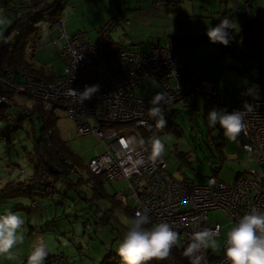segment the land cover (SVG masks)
Returning a JSON list of instances; mask_svg holds the SVG:
<instances>
[{
  "label": "rangeland",
  "instance_id": "obj_1",
  "mask_svg": "<svg viewBox=\"0 0 264 264\" xmlns=\"http://www.w3.org/2000/svg\"><path fill=\"white\" fill-rule=\"evenodd\" d=\"M11 1L17 4L28 0ZM79 2L81 12L71 10L64 16L68 30L72 33L84 32L90 40L96 41L99 38L100 29L111 17L117 15L126 17L121 12L128 13L130 21L124 18L126 21L122 23H127L124 26L129 34L143 37L145 40L143 46L149 45L151 37L164 38L168 34L189 38L184 46L179 66L188 67L198 75H205L206 79H212L218 83L221 102L214 103L209 98V94H206L210 89L206 88L202 89L205 94H198V97L190 95L180 97L173 106L167 109L168 116L174 109H178V113L173 115L172 119L177 123L184 122V131L181 134L180 127H178L177 131H156L154 136L159 137L165 143V151L161 159L169 163V172L172 175L178 179H190L196 183H202L207 181L208 176L215 174L220 180L231 184L236 181L240 172L247 173L250 169L258 167L248 152L238 147V139L236 141L227 139L219 124L215 127L208 126L207 114L213 108L224 109L220 107V103L227 105L226 110L232 112L233 107L241 103L243 87L249 88L247 103L254 99L255 94L259 97L255 99H264V0H166L165 2L164 0L158 2L155 0H80ZM65 4L66 0H64V6ZM244 8H248L246 13H240L239 11ZM223 11H227L226 16L222 14ZM14 14V10L10 8V2L3 3V0H0V43L3 41L4 31L13 29L10 41L17 40L20 36L21 32L14 27L13 20L9 17ZM61 14L53 19H58ZM221 16L222 18H235L238 29L248 30L247 34H242L229 49L220 42H211L207 36V29L215 26ZM36 18L37 15L32 16L30 24L28 20L25 21V24H28L27 28L35 25ZM122 23L114 32L116 41L121 39L126 32ZM60 32L64 35V29L60 28ZM48 35H45L47 36L45 39H43L45 36L41 35L40 41L36 43L35 61L39 65L53 69L60 75L64 72L65 66L59 49L60 44L57 41L53 42L50 34ZM57 35L60 33H53V37ZM177 39L179 43L181 40L187 41L182 38ZM32 44V40L31 47L27 43L28 52L33 49ZM243 70L249 71L244 72ZM2 78L0 76V80H3ZM24 79V76L18 78L21 82H24ZM152 85L158 86L156 80L152 82ZM256 88L259 91L254 93ZM16 90L17 94H21L23 102L29 105L41 102L33 94L29 96L26 89L21 90L17 87ZM142 92L145 94L147 90H142ZM11 103L14 105L15 101L13 102V99L8 96L4 102H0V105L5 107ZM57 111L60 115L57 124L64 139L80 157L84 166H88L93 157L105 151L104 144L95 133L79 134L76 124L66 114L65 109L59 108ZM219 136L223 137V140ZM207 138L210 139L211 147L206 144ZM4 142L0 141V148H5L4 145L9 143L4 144ZM221 142L223 144H220ZM200 144L203 146L200 147ZM12 146L16 149L19 147L18 144H12ZM2 152L0 150V153ZM3 161L6 160H2L0 155V170H2ZM215 165L221 167L217 174L214 171ZM85 167L81 168L82 174L88 176L90 172L88 167L87 169ZM2 172H0V193L2 187L5 186L3 180H6ZM5 173L9 174L6 171ZM107 184L106 190L109 194L119 189L130 195L131 190L127 188L126 180H119L113 185L108 182ZM115 200L118 203L116 205L112 199L106 200L113 210L111 211V223H107L104 228V225L96 222V215L100 213L96 212V207L90 208L85 200H76L77 206L73 207L72 212L66 218L67 233L60 235L58 239L53 234H39V228H31L32 224H35L32 222L34 221L32 216L24 211H16L25 220L23 226L25 239L22 244L12 249L14 258L10 259L7 255L0 256V264H27V256L38 243L46 244L48 256L45 262L49 264H101L104 259H109L112 252L116 253L115 260L112 262L123 264L117 254V248L127 231L126 221L133 215L125 210L120 200L116 197ZM130 204L135 203L131 200ZM5 212L3 208L0 209V214ZM210 220L220 222L223 226L222 233L218 237L219 247H221L226 240L227 231L236 223L222 209L211 210ZM178 246H184L181 237ZM149 264L174 263L170 255L164 261L152 260Z\"/></svg>",
  "mask_w": 264,
  "mask_h": 264
},
{
  "label": "built area",
  "instance_id": "obj_2",
  "mask_svg": "<svg viewBox=\"0 0 264 264\" xmlns=\"http://www.w3.org/2000/svg\"><path fill=\"white\" fill-rule=\"evenodd\" d=\"M246 10L248 8L239 12L246 13ZM124 18V15L111 17L96 41L82 32L65 34L63 77L46 81L26 75L25 83L0 80V102L7 99L5 89L11 86L26 89L43 102L47 110L58 106L65 108L79 134L95 133L105 146V151L88 163L90 171L106 182L126 180L130 195L124 190L115 193L122 205L131 207L134 215L137 210L146 209L150 226L171 223L187 248L195 232L209 228L218 230L219 235L222 233V224L210 220L211 210H224L235 223L252 208L264 211V99L251 100L247 104L252 110L245 116L246 132L237 138L238 147L248 152L257 168L241 172L231 184L215 174L202 183L176 178L169 172L166 160L159 158L153 164L148 159L151 140L157 131L154 128L157 118L149 116V109L154 107L151 101L158 93L163 94L164 100L159 106L165 118L167 109L180 97L205 94L202 89L209 88L206 93L209 98L214 103L221 102L219 88L215 81L178 67L182 40L179 43L178 39L169 38L165 44L148 52L115 42L112 32L126 21ZM56 21L59 28H65L64 10ZM155 80L157 87L152 85ZM92 84L99 85V90L90 99L79 102L78 93ZM70 89H75L77 95ZM142 90L147 92L144 94ZM220 106L227 108L221 103ZM245 107L237 105L233 110ZM133 138L134 142L127 147L122 143ZM140 158L145 161L143 165L135 163ZM131 200L134 205L130 204ZM224 248L225 244L216 250L201 249L197 253L202 257L201 264H230Z\"/></svg>",
  "mask_w": 264,
  "mask_h": 264
},
{
  "label": "trees",
  "instance_id": "obj_3",
  "mask_svg": "<svg viewBox=\"0 0 264 264\" xmlns=\"http://www.w3.org/2000/svg\"><path fill=\"white\" fill-rule=\"evenodd\" d=\"M63 1L50 0L46 2L45 0H28L15 4L11 0H3V3L10 2V8L15 13L13 16H9L10 20H13L14 27L19 29L21 33L17 40L10 41L11 36L9 37L8 33L13 31V29L4 31V38H2L3 41L0 43V76L3 77L2 79L13 83H25V79L23 80L24 82L18 80L19 76L35 75L46 81H53L63 77L65 71L58 75L54 70L48 69L45 65H39L35 61L34 53L36 43L40 41L38 30L43 25L41 23H47L51 18L61 14L64 9ZM225 12L223 15H226ZM33 15H37L35 25L27 28ZM38 18L43 19L40 21ZM126 19L129 20L128 17ZM26 20L29 21L28 24H25ZM118 27L113 30L112 38ZM235 29L230 28L227 30L230 36L229 44L226 45L228 49L234 44L233 41L242 35L241 33H237ZM170 38L188 39L180 36H171ZM31 40L34 47L31 49V52H28L27 48L30 46ZM168 40L169 38L163 42H159L157 39L151 37L150 43L147 46H143V42L137 45H125L124 43H120V45L148 52L155 46L165 44ZM186 42H184L183 48L180 51V59L178 61L180 69L183 68L179 66V63ZM184 68L189 69L188 67ZM190 71L197 74V72L191 69ZM243 71L247 72L249 70ZM198 76L206 79L205 75ZM248 91V87L241 89V103L238 105L246 106L251 101L246 102L249 94ZM258 91L256 88L254 93ZM5 93L7 97L10 96L13 99V102L15 101V104L11 103L5 107L0 105V141L10 143L6 145L4 142L5 148H0L3 151L0 153L1 159L6 160L1 164L3 172L0 170L3 176L6 177L5 186L0 193V209L3 208L8 211L11 208L10 211L13 212L24 211L29 213V215L34 217V221L32 222L35 224H32V229L39 228V234H53L57 239L60 235H66L67 233L68 221H66V218L72 212L73 207L77 206L76 200H85L90 208L96 207V212H100L96 215V222L104 225L103 228L107 223H111V211L113 208L108 205L106 200L112 199L115 205L118 204L115 200L117 190L115 189L112 194H109L106 190L107 182L102 177L93 174L88 166L85 167L80 157L69 147L57 124L60 117L57 110L62 107L46 110L42 102L39 101L29 105L27 102H23L21 94H17L18 92L14 88L7 87ZM28 94L31 96L30 92ZM192 97H198V95ZM255 98H259L257 94H255L253 100H258ZM178 111V109H174L170 116L166 115L167 124L163 129H158L156 124L154 128L157 131H177L176 129L180 127L181 134L184 131V122L180 121V123H177L172 119V116L177 114ZM205 141L211 147L210 139L207 138ZM12 144H18V149L14 148ZM220 144H223V142ZM202 146L200 144V147ZM84 167L86 169L88 167L89 169L90 173L88 176L82 174L81 168ZM220 169V166H214L216 174ZM4 170L9 172V174H6ZM117 181L108 183L113 185ZM75 195H77L76 198ZM124 208L134 216L131 207ZM59 240L61 241V239ZM185 249V246L180 247L177 245L173 247L171 251L173 263L176 261L177 264H191V258L184 254ZM115 255L116 253L112 252L109 259H104L101 264H120L121 262H112L115 260ZM45 264L49 263L45 262Z\"/></svg>",
  "mask_w": 264,
  "mask_h": 264
},
{
  "label": "clouds",
  "instance_id": "obj_4",
  "mask_svg": "<svg viewBox=\"0 0 264 264\" xmlns=\"http://www.w3.org/2000/svg\"><path fill=\"white\" fill-rule=\"evenodd\" d=\"M235 21L224 17L220 22L207 29V36L211 42H220L228 45L230 36L228 29L237 28ZM99 90V85H86L84 90L78 93V101L90 99ZM73 95H77L75 89H70ZM164 100L163 94H157L151 103L154 107L149 109V116L156 117V127L163 129L167 121L164 118L163 109L159 106ZM252 110L251 105H246L243 110L211 109L207 114L209 127L219 124L224 136L236 141L242 132H246L245 116ZM133 140L122 141L127 147ZM165 151V143L159 137L151 140V154L149 160L155 164ZM143 165V158L135 161ZM25 220L13 211L0 214V256L7 255L14 258L12 249L24 242L23 226ZM127 231L117 248V254L123 264H149L152 260L164 261L171 255L173 247L180 242V236L169 222H159L150 227V216L147 210H137L135 215L126 221ZM218 230L205 228L195 232L192 242L185 249V256L191 258V264H201L202 257L198 255L201 249L212 248L216 250L220 246ZM225 255L230 264H264V211L252 208L245 213L239 221L231 226L226 233ZM48 256L45 243L36 244L27 256V264H44Z\"/></svg>",
  "mask_w": 264,
  "mask_h": 264
},
{
  "label": "crops",
  "instance_id": "obj_5",
  "mask_svg": "<svg viewBox=\"0 0 264 264\" xmlns=\"http://www.w3.org/2000/svg\"><path fill=\"white\" fill-rule=\"evenodd\" d=\"M67 1V0H66ZM69 1V0H68ZM67 1V2H68ZM80 0H76V2L74 1L73 2V0L71 1V5L69 6H64V16L67 14V12L68 11H71V10H75L76 12H81V8L79 7V5H80V2H79ZM22 2V1H21ZM23 2H25V1H23ZM64 2V1H63ZM154 4H155V2H154ZM222 11H220V13H221ZM225 11H223V13H224ZM227 12V11H226ZM225 12V13H226ZM122 14H125L126 15V17H128L129 18V15H128V13H125V12H121ZM222 13V14H223ZM34 16V15H33ZM224 16H226V15H224ZM108 17H109V15H108ZM222 19V16L217 20V22H216V25L218 24V21H220ZM232 19V18H231ZM235 22H236V19L234 18L233 19ZM131 22H129V24H130ZM127 24V23H126ZM126 24H123V28L126 30V32H125V34H124V36H122L121 37V39H119L118 41H116L115 39H114V35H113V39H114V41L115 42H119V43H124L125 45H137V44H140V42H144L143 41V37L142 38H140L141 36H137V35H135V34H129L128 33V30L125 28V26L124 25H126ZM64 33H66V35L68 34V35H72V34H75V32L74 33H72V31H69L68 30V27H67V24H66V22L64 23ZM252 28V27H251ZM67 29V30H66ZM65 30H66V32H65ZM101 30V29H100ZM236 31H237V33H241V34H247V31L248 30H243L244 32H242V29H238V28H236L235 29ZM39 39H41V35L42 36H45V35H47V36H49L48 34H50V37H51V39L53 40V42H55V41H57L58 42V44H60V46H59V49H60V51H61V49H62V47L64 46V44L66 43V37L65 36H63V33L62 32H60V28H57V29H54V28H52V29H50V30H43V28L41 27L39 30ZM53 33H60V35H57V36H55V37H53ZM82 33H84V32H82ZM85 34V33H84ZM47 36H45L43 39H45ZM175 37V36H173V35H170V34H168L166 37H164V38H160V37H153V38H155V39H157L159 42H163V41H165L167 38H169V37ZM182 36V35H181ZM180 36V37H181ZM246 36V35H245ZM127 37H129V38H127ZM183 38H185V37H183ZM245 38V37H244ZM131 40V41H130ZM163 40V41H162ZM188 40H189V38L187 39V42H188ZM93 41V40H92ZM126 41H128V42H126ZM235 44V43H234ZM234 44H232L231 45V47L234 45ZM230 47V48H231ZM62 54V53H61ZM53 70V69H52ZM219 138H220V136H219ZM219 171V170H218ZM241 173V172H240ZM4 182H6V180H3ZM4 211H6V209H3ZM31 218H33L34 219V217L32 216ZM46 235V234H45ZM51 235V234H50Z\"/></svg>",
  "mask_w": 264,
  "mask_h": 264
},
{
  "label": "bare ground",
  "instance_id": "obj_6",
  "mask_svg": "<svg viewBox=\"0 0 264 264\" xmlns=\"http://www.w3.org/2000/svg\"><path fill=\"white\" fill-rule=\"evenodd\" d=\"M158 1H159V0H155V2H158ZM70 3H71V2H67L65 5L68 6ZM38 19L41 21L43 18H38ZM41 24H43V25L41 26V27L43 28V30L48 29V28H51L52 26H53L54 29L59 28V22L56 21V19H53V18H51V20L48 21L47 23L42 22ZM12 32H13V31L9 32L8 35H9V36H12ZM65 34H66V33H64L63 36H65ZM62 109H65V108H62ZM3 187H4V186H3ZM3 187H2V189H3ZM2 189H1V190H2ZM148 226L150 227V225H148Z\"/></svg>",
  "mask_w": 264,
  "mask_h": 264
},
{
  "label": "flooded vegetation",
  "instance_id": "obj_7",
  "mask_svg": "<svg viewBox=\"0 0 264 264\" xmlns=\"http://www.w3.org/2000/svg\"><path fill=\"white\" fill-rule=\"evenodd\" d=\"M237 40H238V39H237ZM237 40H235V41H233V42L236 43Z\"/></svg>",
  "mask_w": 264,
  "mask_h": 264
},
{
  "label": "water",
  "instance_id": "obj_8",
  "mask_svg": "<svg viewBox=\"0 0 264 264\" xmlns=\"http://www.w3.org/2000/svg\"><path fill=\"white\" fill-rule=\"evenodd\" d=\"M49 165L52 167V165L49 163ZM53 168V167H52Z\"/></svg>",
  "mask_w": 264,
  "mask_h": 264
}]
</instances>
